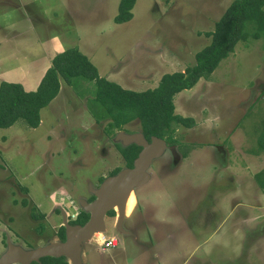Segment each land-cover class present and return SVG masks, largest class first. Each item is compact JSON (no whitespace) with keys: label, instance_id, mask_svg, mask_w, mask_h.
Masks as SVG:
<instances>
[{"label":"rangeland","instance_id":"rangeland-1","mask_svg":"<svg viewBox=\"0 0 264 264\" xmlns=\"http://www.w3.org/2000/svg\"><path fill=\"white\" fill-rule=\"evenodd\" d=\"M119 1L0 0V83L34 91L55 55L77 49L99 77L135 92L153 89L163 75L195 64L211 42L205 33L234 0H136L133 18L116 24ZM254 28L247 23L248 36L215 71L173 97L174 114L193 126L175 127L174 149L129 194L126 234L116 229L115 211L105 217L118 247L100 249L95 234L82 264H261L264 191L255 175L264 172V153L253 152L264 132V37H253ZM60 83L36 129L22 121L0 129V254L6 237L25 249L57 241V210L75 215L90 185L125 168L93 82ZM140 130L138 120L123 127Z\"/></svg>","mask_w":264,"mask_h":264},{"label":"trees","instance_id":"trees-1","mask_svg":"<svg viewBox=\"0 0 264 264\" xmlns=\"http://www.w3.org/2000/svg\"><path fill=\"white\" fill-rule=\"evenodd\" d=\"M136 0H120L114 17L116 24L129 22L133 18V7ZM254 24L253 37H264V0H234L227 7L213 32L205 33L211 42L195 55V64L184 72L165 74L153 89L142 92L126 90L114 82L99 77L96 67L77 49H67L52 58L51 66L45 71L36 90L25 91L18 83H0V129L12 127L18 121L24 122L30 129L40 125V111L56 98L60 92V81L73 86L82 78L93 82L95 93L93 101L100 107V115L109 118L107 132L121 131L123 127L139 121L141 133L150 139L156 136L165 139L169 144H176L173 137L175 127L190 128L194 124L191 118L174 114L173 97L184 90L193 88L201 78H208L219 63L231 54L239 41L244 40L247 23ZM102 118V117H100ZM254 155L264 153V132L257 141ZM126 168L132 167L139 148L135 145L121 147L117 145ZM115 169L110 175H115ZM259 188L264 191V172L255 175ZM114 215V211L109 213ZM33 217H36L32 215ZM43 218V215H39ZM38 218V217H37ZM88 219V214L81 216L72 225H81ZM64 228L59 237L64 239ZM41 264H67L64 258L47 257Z\"/></svg>","mask_w":264,"mask_h":264},{"label":"water","instance_id":"water-1","mask_svg":"<svg viewBox=\"0 0 264 264\" xmlns=\"http://www.w3.org/2000/svg\"><path fill=\"white\" fill-rule=\"evenodd\" d=\"M114 141L122 146L136 145L141 147V151L133 160L131 168L125 167L115 175L105 178L98 188L89 186L93 201L78 200L81 210L89 214L88 221L83 225H70L62 212V225L65 230L63 242L49 241L43 246L25 249L7 239L6 249L0 254V264H40L41 259L47 257L65 258L69 264H82L83 245L89 243L95 234L105 233L104 218L111 211L117 214L116 229L126 234L121 227L126 199L129 193H134L135 189L149 182L151 175L148 170L152 162L160 158L168 146L163 139L156 136L150 137L148 142L140 132L128 134L119 131Z\"/></svg>","mask_w":264,"mask_h":264},{"label":"flooded vegetation","instance_id":"flooded-vegetation-1","mask_svg":"<svg viewBox=\"0 0 264 264\" xmlns=\"http://www.w3.org/2000/svg\"><path fill=\"white\" fill-rule=\"evenodd\" d=\"M121 131H123V130H121ZM119 132V131H118ZM123 132H125V133H128V134H131L132 132H126V131H123ZM140 133H141V130L139 131ZM143 134V133H142ZM144 138H145V136H144ZM148 142L150 141V139H147V138H145ZM165 142H166V145L168 146V148H170V147H172L173 145H171V144H169L165 139H163ZM119 146H121V147H129V146H132V145H129V146H122V145H119ZM136 146V145H135ZM138 147V146H137ZM139 148V151H138V153L141 151V147H138ZM174 152V151H173ZM138 155V154H137ZM175 155V154H174ZM177 156H175L174 158H176ZM133 163V162H132ZM109 176H111L110 174H109ZM108 176V177H109ZM104 179H101V181H100V183L98 184V186H97V188L99 187V185L101 184V182L103 181ZM88 192H90L89 191V188H88ZM79 200V199H78ZM94 200V197H93V195H91V197L88 199V200H86L87 202H91V201H93ZM76 204L78 205V210H77V212L75 213V215L74 214H68V216H66V217H68L67 218V221H68V223L70 224L71 222H73V221H75L78 217H80L81 216V212H83L82 210H81V208L79 207V203H78V201L76 202ZM60 213L62 214V212H60L59 210H57V214L58 215H60ZM83 213H85V212H83ZM109 213V212H108ZM108 213H107V215L105 216V217H107L108 216ZM115 213V212H114ZM87 214V213H86ZM88 219H89V214H88ZM88 219H87V221H88ZM105 219V218H104ZM86 221V222H87ZM85 223V222H84ZM83 223V224H84ZM83 224H81V225H83ZM71 225V224H70ZM73 225V224H72ZM77 225H79V224H77ZM61 227H63V225H62V223H61ZM61 227H60V229H61ZM64 228V227H63ZM65 231V230H64ZM64 231H63V235H64V239L63 240H61V238L59 237V234H58V236H57V241L58 242H63L64 240H65V233H64ZM60 233V232H59ZM106 234V233H105ZM112 236H114V235H112ZM93 238V237H92ZM7 239H9V237H6V240L5 241H7ZM10 240V239H9ZM11 241V240H10ZM12 242V241H11ZM13 243V242H12ZM90 243V242H89ZM15 244V243H14ZM5 245H6V242H5ZM3 249H4V251H5V249H6V246L5 247H3ZM65 259V258H64ZM65 262L67 263V264H69V262L68 261H66V259H65ZM42 263V259H41V261H40V264ZM32 264H34V263H32Z\"/></svg>","mask_w":264,"mask_h":264},{"label":"built area","instance_id":"built-area-1","mask_svg":"<svg viewBox=\"0 0 264 264\" xmlns=\"http://www.w3.org/2000/svg\"><path fill=\"white\" fill-rule=\"evenodd\" d=\"M101 237H99L100 239V243L98 245V247H100V249L108 250V249H114L116 247H118V238L116 236H107L105 233H100Z\"/></svg>","mask_w":264,"mask_h":264},{"label":"crops","instance_id":"crops-1","mask_svg":"<svg viewBox=\"0 0 264 264\" xmlns=\"http://www.w3.org/2000/svg\"><path fill=\"white\" fill-rule=\"evenodd\" d=\"M258 225V224H257ZM238 226V225H237ZM264 230V229H263ZM237 231V230H236ZM260 244V243H259ZM258 244V245H259ZM258 252H262L264 254V250H261V251H258ZM258 252H256V257H257V260H259L261 262V264H264V258H258L259 255H263V254H259ZM257 263V262H256Z\"/></svg>","mask_w":264,"mask_h":264},{"label":"bare ground","instance_id":"bare-ground-1","mask_svg":"<svg viewBox=\"0 0 264 264\" xmlns=\"http://www.w3.org/2000/svg\"><path fill=\"white\" fill-rule=\"evenodd\" d=\"M131 193H133V192H131ZM131 193H129V194H131ZM128 197H129V195H128ZM128 197H127V198H128ZM126 201H127V199H126ZM125 203H126V202H125ZM115 210H116V209H115ZM123 213H124V216H125V205H124V212H123ZM98 234H100V233H98ZM98 234H97V235H98Z\"/></svg>","mask_w":264,"mask_h":264}]
</instances>
